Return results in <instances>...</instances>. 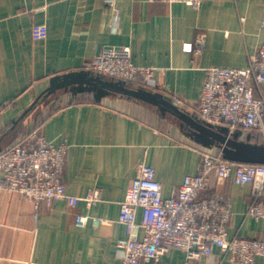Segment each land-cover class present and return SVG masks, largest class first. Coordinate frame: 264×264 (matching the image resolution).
Instances as JSON below:
<instances>
[{
	"label": "crops",
	"instance_id": "obj_1",
	"mask_svg": "<svg viewBox=\"0 0 264 264\" xmlns=\"http://www.w3.org/2000/svg\"><path fill=\"white\" fill-rule=\"evenodd\" d=\"M263 4L204 0L196 10L164 0H0V149L13 140L9 137L39 129L48 140L69 145L68 192L83 197L101 191L93 205L80 200L73 206L66 199L44 203L35 219L33 204L21 192L0 188V264H120L119 239L126 235L120 205L138 161L155 168L163 195L170 196L187 175L198 172L204 152L222 153L196 142L174 114L121 94L96 100L92 92L59 90L48 105L62 104L38 127L31 121L26 134L24 126L13 131L19 123L14 121L52 76L88 69L105 46H129L135 64L157 68L150 81L129 84L173 101L179 97L185 102L177 103L180 107L203 120L198 102L207 68L247 65L264 42ZM253 188V182L238 184L234 176L211 175L207 194L220 193L233 211L230 236L264 239V217L247 215ZM79 214L100 217L101 223L79 225ZM184 261L185 253L172 249L161 263ZM189 264L240 263L216 247ZM255 264H264V256Z\"/></svg>",
	"mask_w": 264,
	"mask_h": 264
},
{
	"label": "built area",
	"instance_id": "obj_2",
	"mask_svg": "<svg viewBox=\"0 0 264 264\" xmlns=\"http://www.w3.org/2000/svg\"><path fill=\"white\" fill-rule=\"evenodd\" d=\"M164 1L185 2L196 10L204 2ZM202 46L198 42L195 52L200 53ZM87 68L128 83L150 81L157 70L135 64L131 47L118 45L103 47ZM174 101L185 103L179 97H174ZM198 105L203 120L227 126L230 133L241 131L251 136L258 130L264 136V42L245 66L208 67ZM68 149L66 142L56 144L39 129H32L0 153V188L21 192L33 204L35 219L44 203L52 205L63 199L73 206L80 200L88 205L97 203L101 200L98 188L83 197L68 192L64 182ZM214 172L221 180L234 176L238 184L253 182V199L247 215L264 217V164L234 162L222 153L204 152L198 172L187 175L172 195L164 196L155 168L141 160L120 205L119 219L126 230V235L119 239L120 264H162L163 257L172 249L185 253L182 264L213 254L216 247L240 264H255L258 257L264 256V239L230 236L228 225L233 211L229 200L218 192L207 194ZM89 222L99 225L101 218L77 216L79 225Z\"/></svg>",
	"mask_w": 264,
	"mask_h": 264
},
{
	"label": "water",
	"instance_id": "obj_3",
	"mask_svg": "<svg viewBox=\"0 0 264 264\" xmlns=\"http://www.w3.org/2000/svg\"><path fill=\"white\" fill-rule=\"evenodd\" d=\"M59 90L78 94L92 92L96 100L111 94H121L157 106L162 113L179 117L187 134L205 147H217L227 160L240 163L264 164V143L241 138L242 132L230 133L227 126L213 125L185 111L172 98L144 86H134L122 79L105 76L90 69L69 71L50 78L47 87L36 96L33 104L14 121L18 123L42 97H49Z\"/></svg>",
	"mask_w": 264,
	"mask_h": 264
},
{
	"label": "trees",
	"instance_id": "obj_4",
	"mask_svg": "<svg viewBox=\"0 0 264 264\" xmlns=\"http://www.w3.org/2000/svg\"><path fill=\"white\" fill-rule=\"evenodd\" d=\"M51 96L48 97H42L41 99H39L34 105L33 107L28 111V113L19 121V123L16 125V127H14L13 131H16V129H19L20 127L24 126L26 127V131H25V134L27 132V127H28V123L31 122V121H34V127H38L44 119H46L49 115H51L56 109H53L52 111L44 114L42 116V112H41V108H46V106H49L48 103L49 102V99H50ZM253 133H257L258 137H260L262 135V133L258 130L254 131ZM17 135V133L15 134ZM253 135V134H252ZM241 138L243 139H249L251 138L250 135H245V134H242ZM10 139H13L11 140L9 143H7L2 149H0V153L8 146V145H11L13 144L15 139H18L17 136H14V138L12 137H9V140ZM8 140V141H9Z\"/></svg>",
	"mask_w": 264,
	"mask_h": 264
},
{
	"label": "rangeland",
	"instance_id": "obj_5",
	"mask_svg": "<svg viewBox=\"0 0 264 264\" xmlns=\"http://www.w3.org/2000/svg\"><path fill=\"white\" fill-rule=\"evenodd\" d=\"M60 104H62V102L58 101V102H55L54 104H50L49 106H46V108H43V109L41 108L42 116L52 111L53 109H56ZM247 140L264 143V136L261 135L260 137H258L257 133H253V135H251V138Z\"/></svg>",
	"mask_w": 264,
	"mask_h": 264
}]
</instances>
